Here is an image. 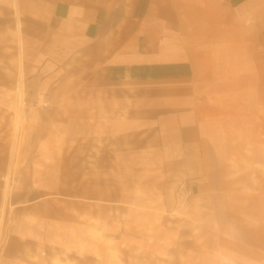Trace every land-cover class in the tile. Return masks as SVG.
Returning a JSON list of instances; mask_svg holds the SVG:
<instances>
[{
	"label": "crops",
	"instance_id": "obj_1",
	"mask_svg": "<svg viewBox=\"0 0 264 264\" xmlns=\"http://www.w3.org/2000/svg\"><path fill=\"white\" fill-rule=\"evenodd\" d=\"M15 5L43 27L29 38L33 57L41 59L40 81L29 83L40 90L34 97L40 113L55 107L72 122H85L87 197L69 201L85 203V212L76 213L88 228L99 222L107 248L117 244L111 251L121 253L128 217L157 223L167 186L186 181L190 209L177 224L154 227L150 251L160 257L183 251L189 264L210 258L264 264V0ZM112 140L117 150L111 151ZM112 152L119 155L118 181H112ZM128 181L134 192H127ZM33 182L34 189L43 185ZM150 196L149 206L137 204ZM54 199L43 194L12 208L39 227ZM211 218L208 254V240L195 234H208ZM32 239L42 240L28 230L14 233L5 260L28 264Z\"/></svg>",
	"mask_w": 264,
	"mask_h": 264
},
{
	"label": "rangeland",
	"instance_id": "obj_2",
	"mask_svg": "<svg viewBox=\"0 0 264 264\" xmlns=\"http://www.w3.org/2000/svg\"><path fill=\"white\" fill-rule=\"evenodd\" d=\"M16 2L18 0H0V212L3 214L0 223V264H10L5 260L9 238L24 230L42 238L41 241L32 239L28 242V264H189L187 262L192 260H184L183 251L176 250L175 255L179 257H167L165 253V256L160 257L149 249L152 244L149 238L156 235L154 227L159 229L167 223L177 224L182 219L180 214L190 209L191 195L184 203L178 204L175 201L178 185L186 181H175L174 185L167 186L163 202L166 208L160 218L156 219L157 223L148 217L144 219L146 221L128 217L127 238L121 243V253L111 251L118 247L117 244L107 248L110 242L103 241L98 235L99 222H91L95 227L88 228L87 220L78 217L76 210L83 214L85 203L81 202L77 206L69 199L87 197L85 122H72L70 116H64L60 111L55 113V107H47L46 115L40 113L42 106L34 101L40 90L29 83L40 81L35 71L41 59L33 57L36 50L29 38L38 35L43 27L38 20L23 15L15 5ZM51 83L48 81L49 85ZM46 92V89L41 90V94ZM18 93H21L22 100L18 99ZM79 96L85 95L80 93ZM40 144H43L42 153L38 154ZM114 150H117V146L112 140L111 151ZM95 156H98L97 152ZM118 156L116 152L110 154L112 175L115 178L112 181L119 180V173L114 167ZM30 160L34 161L31 169L28 168ZM129 173L133 172L127 171L128 178ZM6 179L9 186L5 189ZM34 179L42 181V187L34 189ZM133 182L128 181V193L134 192ZM43 194L56 196L55 202L39 227L28 226L26 220H23V211L12 207ZM151 202H155L154 196L144 197L137 204L149 206ZM207 221L208 234L195 236H199L200 241L204 238L208 240L205 244L207 249L203 253L209 254L213 253L211 222L214 219ZM149 222L153 227H149ZM142 224L146 225L145 229ZM201 262L219 264L211 258Z\"/></svg>",
	"mask_w": 264,
	"mask_h": 264
},
{
	"label": "built area",
	"instance_id": "obj_3",
	"mask_svg": "<svg viewBox=\"0 0 264 264\" xmlns=\"http://www.w3.org/2000/svg\"><path fill=\"white\" fill-rule=\"evenodd\" d=\"M190 191L185 182H182L178 185L175 192V201L176 203H184L186 200L190 198Z\"/></svg>",
	"mask_w": 264,
	"mask_h": 264
},
{
	"label": "bare ground",
	"instance_id": "obj_4",
	"mask_svg": "<svg viewBox=\"0 0 264 264\" xmlns=\"http://www.w3.org/2000/svg\"><path fill=\"white\" fill-rule=\"evenodd\" d=\"M20 74V73H19ZM19 83V82H18ZM18 88V87H17ZM22 90H23V88H22ZM21 98V99H20ZM18 99H20V100H22V96H21V93H18ZM8 183V182H7ZM7 183H5L6 185H7ZM6 187H8V185L6 186ZM6 199V198H5ZM5 201V200H4ZM4 210V209H3ZM1 213V212H0ZM2 216H3V214L1 213V215H0V223H1V219H3L2 218Z\"/></svg>",
	"mask_w": 264,
	"mask_h": 264
}]
</instances>
